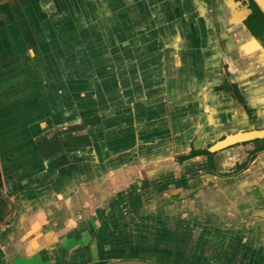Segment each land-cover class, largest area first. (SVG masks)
<instances>
[{
	"label": "crops",
	"instance_id": "1",
	"mask_svg": "<svg viewBox=\"0 0 264 264\" xmlns=\"http://www.w3.org/2000/svg\"><path fill=\"white\" fill-rule=\"evenodd\" d=\"M186 1L0 2V188L14 207L0 236L11 250L27 251L26 244L35 242L44 251L41 261L49 264L142 256L161 264H264L260 245L239 247L251 231L244 229L238 239L236 232L218 229L226 227L217 208L228 202L241 208L246 201L234 188L236 180L262 159L237 178L198 180L212 206L200 219L216 231L170 208L155 212L149 194L138 219L112 223L107 236L96 231L91 209L109 206L118 193L127 197L142 173H150L151 179H140L152 183L198 173L207 160L193 152L226 133L264 128L262 42L252 34L250 50L243 52L232 38L224 45L218 37L207 41L205 29H219L214 4H205V14L199 0ZM232 83L251 117L217 88ZM73 115L80 117L67 121ZM50 138L41 152L38 143ZM68 140L76 143L65 146ZM63 151L53 166L42 164ZM17 223V236L31 235L32 241L10 242Z\"/></svg>",
	"mask_w": 264,
	"mask_h": 264
},
{
	"label": "flooded vegetation",
	"instance_id": "2",
	"mask_svg": "<svg viewBox=\"0 0 264 264\" xmlns=\"http://www.w3.org/2000/svg\"><path fill=\"white\" fill-rule=\"evenodd\" d=\"M7 0H0V2ZM237 3V7L242 8V12L245 14L244 23L251 33L256 36L264 46V13L254 0H234ZM219 90L230 93L235 100H237L247 110L249 116H252V112L248 109L244 98L238 86L232 83L231 86L225 84L217 87ZM264 132V128H252L246 131H239L237 133H226L216 142L209 144V146L201 151H195L197 156H203L207 160V166L204 170L189 175H182L179 178L161 181V182H150L147 179H137L130 186V194L124 197L118 193L116 199L110 203L109 206H103L96 209L95 213V225L97 226V234L105 235L111 229L112 223L119 222L120 224L128 223V218L138 219V217L144 213L146 203L144 202V195L149 194L152 198L151 206H155V212H166L167 209H173L174 214L191 215L193 224H199L206 226L203 223V219L207 213H210L212 209L211 205L208 204L209 199L207 195L209 192H205L206 189L198 180L205 175H210L221 180H227L230 178H237L244 174L254 162L264 159V136L255 137L249 140L239 141L235 144L229 145L217 152H210L209 150L218 142H222L227 138L250 134V133ZM39 150L40 145L38 143ZM42 146H44L42 144ZM48 146V144H47ZM229 152L224 160L216 161L219 154ZM261 157V158H260ZM257 163V162H256ZM204 191V192H203ZM231 203V202H230ZM229 202L224 206L220 204L217 208L221 209L220 223L226 228H218L224 232L230 231L236 232L238 239H241V232L245 229L251 231L249 234L250 239H246L242 242L239 247L241 249L254 247L257 245L264 249V219L254 217L256 210L264 209V198L260 203V206L252 204L251 201H246L242 206L245 208H237V213H232V207L230 211L227 209V205H231ZM233 204V202H232ZM223 205V206H222ZM207 210L209 212H207ZM207 212V213H206ZM134 219V220H135ZM133 221V220H132ZM203 221V222H202ZM258 224L262 226H258ZM250 226V227H248ZM252 226V228H251ZM207 228H214L211 225L206 226ZM216 231V228H214ZM247 235V234H246ZM231 236V235H230ZM225 239V238H224ZM230 239L227 238L226 241ZM255 241L251 244V241ZM219 243V240H218ZM223 245L227 244L225 241ZM245 248V249H246ZM261 253H259L260 255ZM264 255V253H262ZM242 256V254H241Z\"/></svg>",
	"mask_w": 264,
	"mask_h": 264
},
{
	"label": "water",
	"instance_id": "3",
	"mask_svg": "<svg viewBox=\"0 0 264 264\" xmlns=\"http://www.w3.org/2000/svg\"><path fill=\"white\" fill-rule=\"evenodd\" d=\"M195 2V0H190ZM189 0H187L185 3H190ZM209 0H199V5L202 7L204 6V8H206V12L209 10V6L206 7L205 4H209L208 2ZM211 3L214 4V9H215V16H216V25H218V28H207L204 31V36H207V41H209L211 39V37H213V39L215 37H218V41L221 42V44L224 45L223 41H228V39L232 38L235 41V45H239V49L241 48V50L247 51V49L249 48L250 50V45L253 41H254V36L252 35V33L249 31V29L246 27L245 23H244V19H245V14L242 12V8L241 7H237V3L234 2V0H210ZM255 2H257L258 6L261 8V10L264 12V0H254ZM198 4V1L196 2V5ZM211 10V9H210ZM198 14V13H197ZM212 25H214L212 23ZM215 30V31H214ZM209 36V37H208ZM223 40V41H222ZM219 42V43H220ZM215 47V45H214ZM220 48L218 47V50ZM213 50H217V49H213ZM250 53V52H249ZM251 58V57H250ZM252 68L258 70L259 67L261 66H253L251 65ZM85 78H89L91 79V76H83ZM106 78V77H105ZM89 81V80H88ZM70 82H72L70 80ZM113 84L116 86V88H120L119 84H118V79H116ZM76 95L72 98L69 99V101L71 102L70 104L73 105V101H75V99L78 97V93L73 92ZM85 95H91L88 92H84ZM80 97V94H79ZM90 114V113H87ZM76 117H80V116H75L73 115L72 120H67V121H76ZM66 121H64L63 123H65ZM51 131V127L48 128V132ZM44 135V133H43ZM264 136V132H259V133H250V134H244V135H238V136H234V137H230L227 138L226 140L222 141V142H218L216 143L209 151L210 152H217L229 145L235 144L239 141H243V140H249V139H253L255 137H262ZM35 148L37 150V147L35 145ZM38 153V152H37ZM66 154V151L58 153L57 155L53 156L51 159H48L46 161H41L42 164L44 165H51L53 166L54 164L57 163V161L60 160V158ZM39 156V154H38ZM37 156V157H38ZM40 158V156H39ZM54 163V164H53ZM50 166V167H51ZM255 169H253V171L248 172L246 175L242 176L240 179L238 178V180H236L239 183V186L236 187L234 185V188H239L241 190V194L244 195V200L245 201H251L252 204H255L256 206H260V203L262 201V198H264V159L260 160V163L258 162V165H256L255 163ZM139 165H136L133 167V169L138 168ZM257 169V170H256ZM259 169V170H258ZM143 172V171H141ZM140 174V171H136L133 176H138ZM142 177H137L136 179H140L143 177H146L148 179H151V175L150 173L146 172V173H142L141 175ZM260 180V182L255 183L254 181L256 180ZM236 182V183H237ZM0 184L2 186V175H1V171H0ZM247 199V200H246ZM231 205H227V209L230 211L231 207H232V213L234 215H236L237 213V209H236V205L233 203H230ZM235 205V206H234ZM101 208V207H100ZM97 206L94 207L93 209H91V212L96 211ZM95 215V213H94ZM254 217H259L261 219H264V209H259L256 210L254 213ZM54 222L56 221H52L51 223L54 224ZM15 228H17V232H13L11 237H10V242L11 239L13 240H17V241H21V244L23 243H27L29 240H31V235H27L25 234L24 236H17V233L19 232V228H18V223L15 225ZM35 230L31 229L29 231V233H33ZM68 236L66 235H58L57 238L59 240H64L65 238H67ZM28 240V241H27ZM58 240V241H59ZM24 241V242H23ZM27 241V242H26ZM32 241V240H31ZM7 243L9 242H5L4 239H2V237L0 236V264H13V263H18L19 260H29L31 258H36V257H41V255L43 254V250L41 249H37L39 247L35 246V242H32V244L27 243L26 245V249L25 250H19V251H15V250H11V246L10 244L8 245ZM29 248V249H28ZM95 264H154L148 261H143V260H139V259H129V260H115V261H103L100 263H95Z\"/></svg>",
	"mask_w": 264,
	"mask_h": 264
},
{
	"label": "trees",
	"instance_id": "4",
	"mask_svg": "<svg viewBox=\"0 0 264 264\" xmlns=\"http://www.w3.org/2000/svg\"><path fill=\"white\" fill-rule=\"evenodd\" d=\"M54 137L56 138V135ZM54 137H52V138H54ZM52 138H50V139H44V140H42V141L39 142L40 151L41 152L44 151V148L47 147V144L48 143H51V141H53ZM74 143H76V142L75 141L68 140V141H66V143L64 145L65 146H73ZM42 144L44 146H42ZM56 151H58V150H56ZM13 209H14L13 204L11 203V201L9 200V198L6 197L3 194V192H2V190L0 188V226L1 225H5V224L7 225L8 224V220L7 219L12 214ZM105 236H107V233L105 234Z\"/></svg>",
	"mask_w": 264,
	"mask_h": 264
},
{
	"label": "rangeland",
	"instance_id": "5",
	"mask_svg": "<svg viewBox=\"0 0 264 264\" xmlns=\"http://www.w3.org/2000/svg\"><path fill=\"white\" fill-rule=\"evenodd\" d=\"M0 187H2L1 186V184H0ZM209 199H211L210 197H209ZM1 228V227H0ZM235 243V242H234ZM219 245V244H218ZM118 246H120V247H123L122 245H118ZM109 247V246H108ZM152 247H154V245H152V246H150L149 248H152ZM159 247H161V246H159ZM230 248H232V247H230ZM101 251H103V249H107V248H105V247H103L102 245H101ZM153 249H155V248H153ZM106 252H112V251H110L109 249H108V251H106ZM95 253V252H94ZM113 253V252H112ZM233 254H235V253H233ZM102 255V254H101ZM108 253L106 254V256L105 255H103L102 257H103V259L104 260H107L108 258ZM123 260H129V259H123ZM140 260H143V261H147L148 259H146V258H144L143 256L140 258ZM159 260V261H158ZM166 260H168V258H166L165 260H164V262L166 263L167 261ZM160 259H158V258H151V259H149L148 260V262H151V263H154V264H161L160 263ZM17 264H49V263H43L42 261H41V259L39 258V257H36V258H31V259H29V260H19V262L17 263ZM68 264H70V262H68ZM169 264H173V263H170L169 262Z\"/></svg>",
	"mask_w": 264,
	"mask_h": 264
}]
</instances>
